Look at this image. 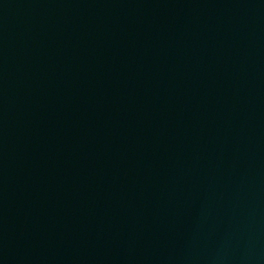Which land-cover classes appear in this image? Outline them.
I'll list each match as a JSON object with an SVG mask.
<instances>
[{"label": "water", "instance_id": "water-1", "mask_svg": "<svg viewBox=\"0 0 264 264\" xmlns=\"http://www.w3.org/2000/svg\"><path fill=\"white\" fill-rule=\"evenodd\" d=\"M0 264H264V0H0Z\"/></svg>", "mask_w": 264, "mask_h": 264}]
</instances>
